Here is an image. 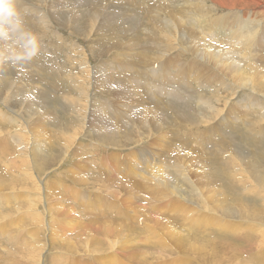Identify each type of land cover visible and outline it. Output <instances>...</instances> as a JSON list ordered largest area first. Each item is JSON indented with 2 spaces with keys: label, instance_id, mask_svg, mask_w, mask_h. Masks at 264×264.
Returning a JSON list of instances; mask_svg holds the SVG:
<instances>
[{
  "label": "rangeland",
  "instance_id": "rangeland-1",
  "mask_svg": "<svg viewBox=\"0 0 264 264\" xmlns=\"http://www.w3.org/2000/svg\"><path fill=\"white\" fill-rule=\"evenodd\" d=\"M21 6L25 34L0 39V264H264V85L201 61L220 100L154 87L168 33L193 50L180 64L227 51L241 21L259 29L232 57L264 73V0Z\"/></svg>",
  "mask_w": 264,
  "mask_h": 264
},
{
  "label": "bare ground",
  "instance_id": "bare-ground-1",
  "mask_svg": "<svg viewBox=\"0 0 264 264\" xmlns=\"http://www.w3.org/2000/svg\"><path fill=\"white\" fill-rule=\"evenodd\" d=\"M41 13H43V12H41V10H40L39 11V14H41ZM97 13H98V11L97 12H94V13H91L90 16H89V20L95 18L96 15H97ZM245 26H248L247 32L240 31ZM236 29L238 31H240L239 32V35H238V37H233L232 36V44L227 48L228 49L227 51H223V50H210L211 49L210 47L209 48H205L206 46H204L202 48H198L197 51L199 53H196V54L194 53L195 54V58L193 59L194 56H192V59L193 60L188 61L186 63H180V64H178V59L180 57H182L183 55L185 56V52L186 53H189V54H192L193 50H190V49H188V48H186L184 46V44H183V38H182L181 34H179V33L178 34L177 33H168L167 36H166L165 53L163 55V58L166 59V57H167V59L165 60V61H168L166 63L167 64V67L171 64L172 66H174V71H173V73H169L168 72L165 76L164 75H160V76H164V77H160L159 80H156V82L158 84L155 85V86H154V84H152V86H154L155 88L156 87L157 88H161L160 94H162V95L163 94L164 95H169L168 97L176 94L177 91L180 90V88L182 87L183 89H185V91H183V94L186 95V96H189V94L187 92L188 86L190 84H193V83H196L197 82L201 86H204V87L206 86L209 89H212L213 90V94L215 96V100L218 101L222 97H220V93L217 96V91H218L219 87L216 84L221 83L222 82V79L219 78V77H217V76L215 77V76L211 75L213 73L212 71L214 69L213 70H210V69L206 68L205 67V63L200 64L201 61H207L208 64L209 63L212 64V67L214 65L215 68H218L219 71L222 74H226L227 71L232 72V75H233V73H235L236 75L241 74L243 76V78H244V81L246 79H249V82L250 83H254L255 82V84L257 86L262 87L264 85V73H260L256 69H252L250 71V75H249L251 78H245V75H247V73L245 75L243 73L244 72V64L245 63L243 64V66H241V62L238 61V60L235 61L234 57H232V56L235 55L232 50H236V48L238 46L242 47L243 49H245V51H247V49L249 48L248 44L250 43V40L256 35L257 30L259 29V27L254 26L251 23H247V22H242L241 21V23L238 22V25L236 26ZM173 52H174V54H173ZM250 52L253 53V51H250ZM246 57L248 58L250 56H246ZM119 66L122 67L121 65H119ZM107 67H109V66H107V62L106 63H103V64L100 65V67H98L97 71H94V69H93V73L95 72V74L98 75V76H100L103 81L109 82V77H107L106 74H105L106 71H109V69ZM86 68L89 69V67L87 65H86ZM183 68H185V69H183ZM205 76H206V78H205ZM210 78H213V79L216 80V82L214 84V85H216V87L211 86V83H209V82L206 81V79H210ZM167 81H169V83L172 81V84H168ZM187 81H189V83L188 84H185ZM212 82H214V80ZM95 83H96V77H95ZM112 83L114 84V80H112ZM232 83H233L232 86H234V88L237 89L238 87L236 86V82H232ZM238 85H239V83H238ZM191 87H192V85H191ZM145 88L148 91L151 92V90H150V88L148 86L147 87L145 86ZM248 88H250V87H248ZM147 90H146V92H147ZM231 90L234 91L233 88L230 89V92H231ZM158 91H159V89L157 90V93H158ZM125 93L126 92L124 90H121V91H119L118 94L119 95H124ZM160 97L161 96H159V98ZM202 97H203V95H202ZM204 98H206V97H204ZM121 99L123 100V98H121ZM207 100H208V98H207ZM156 101H158V99H156ZM209 101L211 102V99H209ZM226 101L228 102L229 99L226 100ZM199 102L201 103V99L199 100ZM203 103L205 104V102H203ZM257 104H259V103H257ZM133 108L135 110H137V111L140 112V113L137 114V118L138 119H141L143 117L144 107L142 105H136V104H134L132 106V109ZM110 127L111 126L109 124H107V123H105L103 121H98L96 123V129H97V131L100 134H113L114 132L111 131ZM210 132H211V130H210ZM48 184L49 183H47L45 185V189L46 190H47V185Z\"/></svg>",
  "mask_w": 264,
  "mask_h": 264
},
{
  "label": "clouds",
  "instance_id": "clouds-1",
  "mask_svg": "<svg viewBox=\"0 0 264 264\" xmlns=\"http://www.w3.org/2000/svg\"><path fill=\"white\" fill-rule=\"evenodd\" d=\"M24 16L21 0H0V39L9 40L25 34ZM31 39L35 41L36 37L31 36ZM38 51L37 46L35 50L21 54L20 58L30 60Z\"/></svg>",
  "mask_w": 264,
  "mask_h": 264
}]
</instances>
